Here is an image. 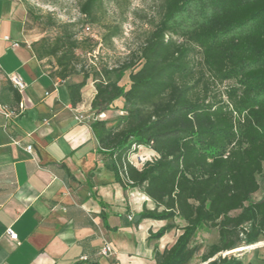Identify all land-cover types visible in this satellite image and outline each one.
Instances as JSON below:
<instances>
[{
    "label": "trees",
    "instance_id": "trees-1",
    "mask_svg": "<svg viewBox=\"0 0 264 264\" xmlns=\"http://www.w3.org/2000/svg\"><path fill=\"white\" fill-rule=\"evenodd\" d=\"M103 1L80 3L85 23L99 21ZM51 26L56 36L41 37L32 51L54 60L52 77H81L66 87L72 105L92 79L96 119L89 126L98 153L124 190L137 189L154 204L133 224L165 221L148 243L180 231L173 244L153 247L155 264H192L201 227L218 233L202 264H242L233 255L214 257L264 235V199H251L260 190L257 176L264 177V0H162L160 21L135 58L117 68H85L77 51L93 52L91 39L79 38L73 23ZM118 34L117 26L107 28L101 41ZM126 71L127 87L119 84ZM109 110L122 114L111 124L97 119ZM140 146L155 157L138 168L128 158Z\"/></svg>",
    "mask_w": 264,
    "mask_h": 264
},
{
    "label": "crops",
    "instance_id": "crops-1",
    "mask_svg": "<svg viewBox=\"0 0 264 264\" xmlns=\"http://www.w3.org/2000/svg\"><path fill=\"white\" fill-rule=\"evenodd\" d=\"M25 18L19 0H0V108L10 114L0 112V264H155L153 247L173 244L180 231L148 243L165 221L133 224L154 204L137 189L124 190L98 153L89 126L92 79L72 105L66 87L81 77L50 75L54 60L37 59L31 45L40 38L25 29ZM12 76L22 78V92ZM120 114L109 110L97 119L111 124Z\"/></svg>",
    "mask_w": 264,
    "mask_h": 264
},
{
    "label": "rangeland",
    "instance_id": "rangeland-1",
    "mask_svg": "<svg viewBox=\"0 0 264 264\" xmlns=\"http://www.w3.org/2000/svg\"><path fill=\"white\" fill-rule=\"evenodd\" d=\"M19 1L26 9L25 29L31 34L37 35L39 38L49 37L52 39L58 33V30L51 26L52 22L57 24L73 23L75 25L73 30L79 38L91 39V44H95L93 52L82 53L77 51L85 62V68L88 66L97 69L104 66L117 68L125 62L133 60L147 35L161 19L162 0H104L102 11L98 15L99 21L95 24L85 23V18L80 14L79 5L83 0ZM28 9L31 15H28ZM86 26L89 27V31H84ZM114 26L118 27L119 34L111 40V43L104 44L101 41L102 35L107 28ZM128 73L129 71L124 73L119 82L120 85L128 86ZM110 78L114 79V76L111 75ZM152 155L153 152L150 149L140 146L135 153L129 156V160L140 168L142 166L140 159H148ZM257 180L260 190L251 197L253 201L264 199L263 175L257 176ZM263 240L264 235L258 238V241ZM217 241L216 229L201 227L192 241V245L200 247L196 257L192 260V264H202L201 255ZM239 247L244 248L228 253L222 252L214 258L233 255L240 258L242 264H264V245L254 249H247L244 245Z\"/></svg>",
    "mask_w": 264,
    "mask_h": 264
},
{
    "label": "built area",
    "instance_id": "built-area-1",
    "mask_svg": "<svg viewBox=\"0 0 264 264\" xmlns=\"http://www.w3.org/2000/svg\"><path fill=\"white\" fill-rule=\"evenodd\" d=\"M84 31H89V27L86 26V27L84 28ZM4 39L7 40V37H5ZM11 46L15 47V46H17V44H16V43H11ZM10 81H11V83L13 84V86H14L19 92H22V91L25 89V84H24V82H23V80H22L21 77H19V76H12V77H10ZM0 112H2V114H4L5 116H10V114H9L8 112H6L3 108H0ZM76 119L80 121V120H82V116H81V115H78V116L76 117ZM91 119H96V117H95V116H92ZM26 148H27V150H30V149H31L30 146H27ZM153 157H155V154H154V153H153V155L151 156V158H148V159H140V164L143 165L146 161L151 160ZM128 159H129V158H128ZM129 162L132 163L130 160H129ZM137 163H138V162H137ZM132 164H133V163H132ZM133 165H134V164H133ZM134 166H135V165H134ZM8 233H9L11 239H13V240H16V239H17V235H16L15 233L10 232V231H8ZM103 251H104V252H109V251H110V247H109V246H105L104 249H103Z\"/></svg>",
    "mask_w": 264,
    "mask_h": 264
},
{
    "label": "bare ground",
    "instance_id": "bare-ground-1",
    "mask_svg": "<svg viewBox=\"0 0 264 264\" xmlns=\"http://www.w3.org/2000/svg\"><path fill=\"white\" fill-rule=\"evenodd\" d=\"M101 117H103V115H101ZM263 242H264V240H263V241H259V242L256 243V244H261V243H263ZM243 248H244V247H238V248L234 249L233 251L243 250ZM233 251H229V252H233ZM227 253H228V252H227Z\"/></svg>",
    "mask_w": 264,
    "mask_h": 264
},
{
    "label": "water",
    "instance_id": "water-1",
    "mask_svg": "<svg viewBox=\"0 0 264 264\" xmlns=\"http://www.w3.org/2000/svg\"><path fill=\"white\" fill-rule=\"evenodd\" d=\"M245 247H247V246H245ZM236 248H238V247H236ZM236 248H235V249H236ZM223 257H224V256H223ZM205 264H206V263H205Z\"/></svg>",
    "mask_w": 264,
    "mask_h": 264
}]
</instances>
